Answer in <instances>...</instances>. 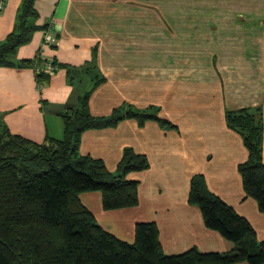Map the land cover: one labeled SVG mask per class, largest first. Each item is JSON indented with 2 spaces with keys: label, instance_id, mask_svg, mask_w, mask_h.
<instances>
[{
  "label": "crops",
  "instance_id": "1",
  "mask_svg": "<svg viewBox=\"0 0 264 264\" xmlns=\"http://www.w3.org/2000/svg\"><path fill=\"white\" fill-rule=\"evenodd\" d=\"M20 1H2L0 40L13 29ZM35 8L42 27L15 52L31 65L0 66V120L11 134L36 143L61 138L62 114L79 95L66 68L92 58L105 80L89 96L91 115L121 104L152 105L175 125L124 118L82 132L80 153L101 159L109 171L126 147L149 161L126 175L138 182L135 206L105 210L99 191L80 194L98 224L132 243L137 222H154L166 255L192 247L225 252L233 244L206 227L199 207L188 202L191 177L199 174L264 240V212L245 194L237 169L248 151L225 120L226 109L261 106L264 162V0H35ZM48 63L55 69L38 83L37 70L47 72Z\"/></svg>",
  "mask_w": 264,
  "mask_h": 264
},
{
  "label": "trees",
  "instance_id": "2",
  "mask_svg": "<svg viewBox=\"0 0 264 264\" xmlns=\"http://www.w3.org/2000/svg\"><path fill=\"white\" fill-rule=\"evenodd\" d=\"M37 19L35 0H21L13 29L0 40V66L31 65L30 60L17 61L15 52L42 27ZM66 73L79 95L76 106L62 114L61 138L47 136L36 143L11 134L0 120V264H264V240H257L249 222L211 193L199 174L191 177L188 202L199 207L206 227L233 244L231 249L203 253L192 247L166 255L154 222H137L132 243L104 230L82 204L80 194L99 191L105 210L135 206L138 182L126 175L147 169L149 161L126 147L115 171H109L101 159L80 153L82 132L115 126L124 118L139 125L146 120L163 128L175 125L160 118L152 105L121 104L108 115L93 116L89 96L105 80L95 60L79 69L67 67ZM48 78V72L37 70L38 83ZM225 120L248 151L247 159L237 166L243 190L264 212L261 106L226 109Z\"/></svg>",
  "mask_w": 264,
  "mask_h": 264
},
{
  "label": "rangeland",
  "instance_id": "3",
  "mask_svg": "<svg viewBox=\"0 0 264 264\" xmlns=\"http://www.w3.org/2000/svg\"><path fill=\"white\" fill-rule=\"evenodd\" d=\"M166 1H171V2H186V3H191V2H195V1H202V2H212L214 0H166ZM221 1H225V0H221ZM188 11V10H187ZM189 12V11H188ZM194 12V11H192ZM216 12H221V11H216ZM190 43H187V46H189Z\"/></svg>",
  "mask_w": 264,
  "mask_h": 264
},
{
  "label": "built area",
  "instance_id": "4",
  "mask_svg": "<svg viewBox=\"0 0 264 264\" xmlns=\"http://www.w3.org/2000/svg\"><path fill=\"white\" fill-rule=\"evenodd\" d=\"M2 1L3 0H0V8L2 7ZM55 69V66L52 64V63H48L47 64V67H46V71L49 73V72H52V70Z\"/></svg>",
  "mask_w": 264,
  "mask_h": 264
}]
</instances>
